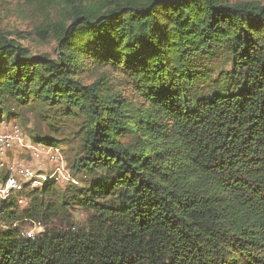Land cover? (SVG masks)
I'll list each match as a JSON object with an SVG mask.
<instances>
[{
    "label": "trees",
    "instance_id": "trees-1",
    "mask_svg": "<svg viewBox=\"0 0 264 264\" xmlns=\"http://www.w3.org/2000/svg\"><path fill=\"white\" fill-rule=\"evenodd\" d=\"M27 2L53 56L0 34V124L13 107L72 121L83 186L0 199V264H264V5Z\"/></svg>",
    "mask_w": 264,
    "mask_h": 264
},
{
    "label": "rangeland",
    "instance_id": "rangeland-1",
    "mask_svg": "<svg viewBox=\"0 0 264 264\" xmlns=\"http://www.w3.org/2000/svg\"><path fill=\"white\" fill-rule=\"evenodd\" d=\"M255 1H260L264 5V0ZM28 5L27 0H0V34L8 35L10 38L19 41L33 54H50L53 56V45L39 42L31 33L33 18L28 11ZM11 112L19 118L4 119L0 124V134L18 129L23 142L21 146H17L1 157L0 172L6 173L7 178L10 175L18 177L16 170L18 166H26L36 176L45 174L47 181L56 179L58 188H64L63 186L74 178L79 181L80 186H83L81 176L76 175L74 177L69 167V161L73 158L74 151L79 148L75 135L77 127L74 123L58 112L56 114L49 112L42 116L38 110L18 109V107L11 108ZM51 125L54 129L58 128L54 134L51 131ZM35 137L55 138L60 140V145L58 144L56 147L38 145L34 142L33 138ZM56 152L59 155L56 160L58 162L52 163L55 161H51L50 156ZM37 180H35L37 183L32 185L33 188L40 187V185H36L38 184ZM21 184L24 183L21 182ZM25 207L23 204L20 208ZM73 215L77 225H83L88 218L87 213L81 210L75 211ZM22 230L27 233L29 231L37 232L39 229L34 228L33 222H28L23 223Z\"/></svg>",
    "mask_w": 264,
    "mask_h": 264
},
{
    "label": "built area",
    "instance_id": "built-area-1",
    "mask_svg": "<svg viewBox=\"0 0 264 264\" xmlns=\"http://www.w3.org/2000/svg\"><path fill=\"white\" fill-rule=\"evenodd\" d=\"M15 131V132H13ZM4 134H0V159L2 156H4L5 154H7V152H10L11 150H13L14 148H16L17 146H21L23 139L21 137V135L19 134L18 129L17 130H13ZM34 156V154H33ZM59 155L54 154L50 156V160L51 161H55L52 163H57L58 161H56L58 159ZM17 170V175L16 176H12L10 175V177H8L6 179V181L4 182V184H0V199L1 200H5L7 199L11 194L21 190L22 188V183H31V185H35V180L38 179V184L36 185H41V183L46 182V177L45 174H40V175H35V173H33L29 168L25 167H21L18 166ZM42 180V182H40ZM51 180V179H50ZM54 181H57L56 179H52ZM37 183V182H36ZM18 203L23 205L26 204L25 201L23 200H18ZM34 228H38L39 230L37 232L35 231H29L26 233V236L29 238L34 239L36 233L40 232L41 228L39 227V225L35 226Z\"/></svg>",
    "mask_w": 264,
    "mask_h": 264
}]
</instances>
